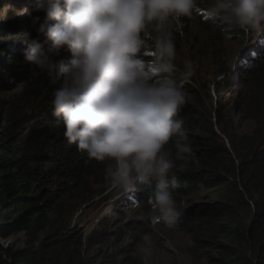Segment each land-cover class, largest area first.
I'll list each match as a JSON object with an SVG mask.
<instances>
[{
	"label": "trees",
	"instance_id": "1",
	"mask_svg": "<svg viewBox=\"0 0 264 264\" xmlns=\"http://www.w3.org/2000/svg\"><path fill=\"white\" fill-rule=\"evenodd\" d=\"M196 17L206 30L214 24L196 12L181 18L183 27L174 31V63L181 69L177 57L193 43ZM25 33L37 35L32 16L12 24L0 17V264H101L86 253L97 246L117 251L149 223L134 219L116 226L106 215L89 232L72 226L75 214L98 208L109 195L107 164L89 159L66 139L63 123L49 110L60 82L24 62ZM69 57L61 52L57 59ZM138 58L148 63L152 56ZM250 59L232 109L222 107L221 82H196L191 76L183 85L189 99L178 118L199 164L177 173L173 195L193 198L178 218V229L191 233L192 264H264V56ZM241 61L237 69L243 68ZM214 67L227 76L228 69ZM154 183L132 197L148 206ZM18 234L24 236L22 249L3 247Z\"/></svg>",
	"mask_w": 264,
	"mask_h": 264
},
{
	"label": "clouds",
	"instance_id": "2",
	"mask_svg": "<svg viewBox=\"0 0 264 264\" xmlns=\"http://www.w3.org/2000/svg\"><path fill=\"white\" fill-rule=\"evenodd\" d=\"M198 5L199 0H36L32 11L44 13L43 21L32 18L35 38L24 34V62L60 82L50 103L66 139L89 159L108 161L104 179L128 192L126 197L155 182L147 211L136 219L170 230L178 229L181 215L173 195L177 173L199 164L178 118L193 66L174 63V31L183 27L182 17L200 11L226 35L264 22V0H211L203 10ZM61 52L70 57L57 59ZM139 54L152 59L146 64ZM136 247L147 264L152 235L141 233Z\"/></svg>",
	"mask_w": 264,
	"mask_h": 264
},
{
	"label": "rangeland",
	"instance_id": "3",
	"mask_svg": "<svg viewBox=\"0 0 264 264\" xmlns=\"http://www.w3.org/2000/svg\"><path fill=\"white\" fill-rule=\"evenodd\" d=\"M35 3L36 0H0V17L2 21L9 24L31 16L32 18L39 16L42 22L44 13L32 11ZM209 3H211V0H199L198 6L203 10ZM196 13H201L204 16L203 11ZM8 19L9 21H5ZM197 19L196 17L194 20L193 43L184 45L177 59L181 64H184L185 61L191 62L193 66L192 77L196 82L201 80L203 82L211 81L210 84L221 82L223 89L220 91V98L224 103L222 107L232 109V103L230 102L234 100V92L238 91L240 85L247 80L246 73L249 70L246 69L247 66L244 63L251 60L252 55L264 56V22H262L259 29L244 31L243 35L238 30L226 35L215 24H211L209 30H206L198 24ZM237 60H242L241 62L244 65L242 69H237L235 66ZM214 63H217L221 68L228 69L227 76L217 75L215 67L210 68V65ZM188 81L185 83H188ZM228 85L229 88L226 90ZM17 91H20V87L17 88ZM188 99L189 97L186 95V100ZM211 105V109L217 107L213 102ZM207 106L208 102L205 104V107ZM49 110H52V108ZM237 125L236 121L234 126ZM108 163L106 161V164ZM109 191V195L104 198L102 205L98 208L84 211L82 214L79 211L75 214L72 226L78 225L79 228L83 227L89 232L95 228L100 218L106 215L112 217V222L116 226H121L136 219L138 215L148 209V206L141 203H139V207H130L131 202L136 200L130 196L126 197L127 192L122 189L111 188ZM94 198L100 201L101 197L95 196ZM189 199L193 198L180 197L176 200L179 211L189 205ZM141 233H150L153 240V255L147 261V264H192V258L188 254V248L192 244L191 233L184 228L170 230L164 225H156L155 227L150 224L145 225L141 228L138 236L136 234L129 236L117 251H106L105 248L97 246L87 252L86 255L88 257L96 256L101 264H146L136 247L140 242ZM15 236L19 238L7 247L20 250L24 246V236L23 234Z\"/></svg>",
	"mask_w": 264,
	"mask_h": 264
},
{
	"label": "bare ground",
	"instance_id": "4",
	"mask_svg": "<svg viewBox=\"0 0 264 264\" xmlns=\"http://www.w3.org/2000/svg\"><path fill=\"white\" fill-rule=\"evenodd\" d=\"M19 237H16V236H14V237H12L6 244H12L16 239H18Z\"/></svg>",
	"mask_w": 264,
	"mask_h": 264
},
{
	"label": "water",
	"instance_id": "5",
	"mask_svg": "<svg viewBox=\"0 0 264 264\" xmlns=\"http://www.w3.org/2000/svg\"><path fill=\"white\" fill-rule=\"evenodd\" d=\"M10 239H11V238H10ZM10 239H9V240H10ZM9 240H7V241H3V242H2L3 247L6 248V249H8V247H7L8 244H6V243H7Z\"/></svg>",
	"mask_w": 264,
	"mask_h": 264
},
{
	"label": "built area",
	"instance_id": "6",
	"mask_svg": "<svg viewBox=\"0 0 264 264\" xmlns=\"http://www.w3.org/2000/svg\"><path fill=\"white\" fill-rule=\"evenodd\" d=\"M128 193V192H127Z\"/></svg>",
	"mask_w": 264,
	"mask_h": 264
}]
</instances>
